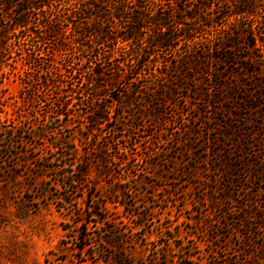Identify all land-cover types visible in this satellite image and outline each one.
<instances>
[{
    "label": "trees",
    "instance_id": "16d2710c",
    "mask_svg": "<svg viewBox=\"0 0 264 264\" xmlns=\"http://www.w3.org/2000/svg\"><path fill=\"white\" fill-rule=\"evenodd\" d=\"M7 80L20 82L19 95L8 92ZM180 80L193 98H207V108L230 118L202 147L212 173L204 190L209 209L178 225L168 218L153 242L147 240L146 214L96 217L100 237L82 222L78 249L102 247L104 264H239L232 236L249 231V246L258 240L264 220L258 208L264 199L257 198L264 196V157L258 153L264 151V0H0V137L22 134L40 117L68 123L78 116L90 141L108 131L121 150L119 132L126 126L132 136L140 131L135 122L120 121L127 109L141 106L158 124L166 123L169 83ZM208 85H214L212 94ZM107 154L102 150L82 163L105 166ZM127 154L123 149L126 173L132 163ZM81 173L86 177L88 169ZM222 229L235 232L227 236ZM258 249L254 257L262 264L264 244Z\"/></svg>",
    "mask_w": 264,
    "mask_h": 264
},
{
    "label": "rangeland",
    "instance_id": "374dc122",
    "mask_svg": "<svg viewBox=\"0 0 264 264\" xmlns=\"http://www.w3.org/2000/svg\"><path fill=\"white\" fill-rule=\"evenodd\" d=\"M4 87L15 96L21 90L20 82L13 80H7ZM206 87L211 94L215 90L214 85ZM169 88L173 94L164 114L166 123L158 124L157 118L149 117L141 106L127 109L129 113L120 121L127 125L135 122L140 131H134L136 135L132 136L126 126L119 132L121 150L114 146L108 131L98 133L97 142L90 141L87 125L78 116L68 123L60 117H40L37 122L26 124L22 134L0 137V264H104L102 247L88 252L78 249L82 222H90V232L100 237L102 226L96 217L109 220L123 211L146 214L150 227L147 240L153 242L159 239L168 218L178 225L189 218H199L197 211L205 213L209 209L204 190L212 173L205 169L209 165L204 162L207 154L202 147L211 145L209 139L215 138L230 118L225 111L207 108V98H193V91L184 88L182 80L177 85L169 83ZM246 114L251 116L248 111ZM114 124L119 127L120 122ZM213 126L219 130L208 132ZM162 133H167V137ZM3 145H12L13 149L1 150ZM123 149L131 155L128 173L121 165ZM102 150L108 153L105 166L100 167L93 160L82 163ZM258 153L264 157L263 150ZM28 159L32 163H25ZM73 161L78 166H69ZM83 169H88L86 177L82 176ZM80 179L82 184L77 182ZM251 187L257 191L260 185L255 183ZM257 198L262 201L264 196ZM258 208L261 213L264 204ZM262 222L256 234L258 240L251 246L249 231H244L242 238L232 236V242L237 243L239 264H260L254 255L264 244ZM184 228L187 227L182 225L183 235ZM222 231L227 236L235 232ZM224 242L223 239L222 247ZM201 249L210 251L204 245ZM216 262L223 264L222 260Z\"/></svg>",
    "mask_w": 264,
    "mask_h": 264
}]
</instances>
